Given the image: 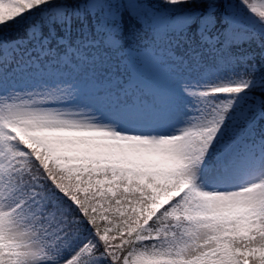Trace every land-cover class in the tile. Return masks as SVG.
Returning a JSON list of instances; mask_svg holds the SVG:
<instances>
[{"label":"snow or ice","instance_id":"snow-or-ice-1","mask_svg":"<svg viewBox=\"0 0 264 264\" xmlns=\"http://www.w3.org/2000/svg\"><path fill=\"white\" fill-rule=\"evenodd\" d=\"M0 264H264V0H0Z\"/></svg>","mask_w":264,"mask_h":264}]
</instances>
